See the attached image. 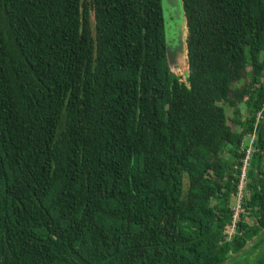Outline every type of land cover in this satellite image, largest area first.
<instances>
[{"label": "trees", "instance_id": "trees-1", "mask_svg": "<svg viewBox=\"0 0 264 264\" xmlns=\"http://www.w3.org/2000/svg\"><path fill=\"white\" fill-rule=\"evenodd\" d=\"M182 2L187 83L161 0H0V264H231L264 243V0Z\"/></svg>", "mask_w": 264, "mask_h": 264}, {"label": "rangeland", "instance_id": "rangeland-1", "mask_svg": "<svg viewBox=\"0 0 264 264\" xmlns=\"http://www.w3.org/2000/svg\"><path fill=\"white\" fill-rule=\"evenodd\" d=\"M163 29L165 34L166 61L172 73L181 81L187 83V67L184 57V44L186 38V22L182 0H161ZM242 105V104H241ZM243 107V105H242ZM227 115L233 119L232 109L225 108ZM244 135L241 145L250 144V135ZM249 166H247V169ZM235 198L231 201L233 205Z\"/></svg>", "mask_w": 264, "mask_h": 264}, {"label": "built area", "instance_id": "built-area-1", "mask_svg": "<svg viewBox=\"0 0 264 264\" xmlns=\"http://www.w3.org/2000/svg\"><path fill=\"white\" fill-rule=\"evenodd\" d=\"M260 117V113H257V119ZM248 135H250V144L247 146L246 151H245V155H244V160L243 163L241 165V171H240V175H239V183H238V191L236 192V196H235V202L232 206L233 208V217L231 220V223L229 224V226L226 228L225 230V240H230L231 236L234 234L235 232V219H236V215L238 214L240 208V198L242 195V186H243V180H244V175H245V168H246V164H247V158L250 152V147H251V143L252 140L254 138V131H252L251 133H249Z\"/></svg>", "mask_w": 264, "mask_h": 264}, {"label": "flooded vegetation", "instance_id": "flooded-vegetation-1", "mask_svg": "<svg viewBox=\"0 0 264 264\" xmlns=\"http://www.w3.org/2000/svg\"><path fill=\"white\" fill-rule=\"evenodd\" d=\"M242 211V209H240L239 210V212H241ZM238 212V213H239ZM231 219H232V217H231ZM247 220V219H246ZM238 221H240L239 220V215L237 214L236 215V219H235V233H236V230H237V226H238ZM252 221H253V218H250V219H248L247 220V223L249 224V225H252ZM229 225V224H228ZM227 225V226H228ZM256 238V235L255 236H253L249 241H252V242H254L255 239ZM224 241H228V240H225L224 239ZM257 242L258 241H264V238L263 239H261V240H256ZM257 244L255 245V249L253 250V252H252V255H250V254H245V255H243V256H241L242 255V253H241V255H239V257L238 258H236L238 255L237 254H235V257L233 258V260H232V262H231V264H254V261L256 260L255 259V257H256V255L258 254V253H261L263 250V246H264V243L263 242H261L260 243V245H259V247L257 248ZM237 253H239V252H237ZM235 258L237 259V261L236 262H234L235 261ZM228 260H225V262H227Z\"/></svg>", "mask_w": 264, "mask_h": 264}]
</instances>
